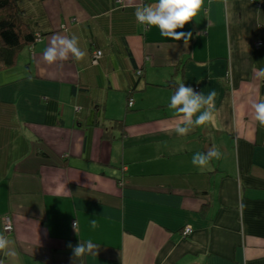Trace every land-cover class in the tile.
Wrapping results in <instances>:
<instances>
[{
	"label": "crops",
	"instance_id": "0c3cea01",
	"mask_svg": "<svg viewBox=\"0 0 264 264\" xmlns=\"http://www.w3.org/2000/svg\"><path fill=\"white\" fill-rule=\"evenodd\" d=\"M155 2L30 9L47 34L27 66L0 74V233L15 253L0 251L2 264H264V126L251 108L264 99L253 74L264 68V0H204L177 29L192 33L187 48L136 21ZM58 33L78 37L82 61L43 63ZM179 83L218 94L214 119L186 136L169 107ZM213 145L221 158L194 166ZM88 240L96 255L75 261L68 245Z\"/></svg>",
	"mask_w": 264,
	"mask_h": 264
},
{
	"label": "clouds",
	"instance_id": "9594fccd",
	"mask_svg": "<svg viewBox=\"0 0 264 264\" xmlns=\"http://www.w3.org/2000/svg\"><path fill=\"white\" fill-rule=\"evenodd\" d=\"M204 7V0H156L151 5H140L136 7L134 16L136 21L148 28H158L160 35L174 41H184V47L192 38L191 32L177 31L183 29L186 24L195 20ZM87 53L79 47L78 37H68L63 34H54L49 38L47 48L43 51L42 61L47 65L67 61H82ZM101 53L98 51L96 56ZM95 63V61H94ZM254 77L264 79V68H253ZM215 89H211L207 95L197 93L184 83H179L174 94L171 96L169 107L174 110L173 129L179 136L188 135L194 128L204 126L214 119L215 100L217 98ZM253 118L260 126H264V99L251 104ZM222 156L221 151L213 145L204 153H196L192 157L194 166L204 168ZM96 221L92 220L91 227H96ZM74 231L78 230V222L73 224ZM10 241L0 233V251H5L8 256H15L10 249ZM72 249L73 258L77 261L86 255H96L97 246L90 240L80 241L76 246L68 245ZM2 264V262H0Z\"/></svg>",
	"mask_w": 264,
	"mask_h": 264
},
{
	"label": "trees",
	"instance_id": "16d2710c",
	"mask_svg": "<svg viewBox=\"0 0 264 264\" xmlns=\"http://www.w3.org/2000/svg\"><path fill=\"white\" fill-rule=\"evenodd\" d=\"M44 1L0 0V74L16 72L22 65L27 66L30 62V50L46 36L47 33L41 28L43 14L34 16L30 12L31 8L42 11ZM57 105L56 102L47 101L54 120L57 119ZM116 123L126 127L123 120Z\"/></svg>",
	"mask_w": 264,
	"mask_h": 264
},
{
	"label": "built area",
	"instance_id": "2783aa9c",
	"mask_svg": "<svg viewBox=\"0 0 264 264\" xmlns=\"http://www.w3.org/2000/svg\"><path fill=\"white\" fill-rule=\"evenodd\" d=\"M144 1V0H143ZM120 3H123L124 0H119ZM257 47H261L262 46V43L259 42L256 44ZM98 52V51H97ZM94 53V61H95V64L98 62V60L102 57V52L99 51L101 53V55L99 57L96 56V53ZM93 61V62H94ZM134 105V100L133 99H129L128 101V106L129 107H132ZM3 229H4V232L5 234H11L13 231H14V223H13V220H12V217L10 215H6L3 217ZM192 233V228L191 227H188L185 231V234L186 235H189Z\"/></svg>",
	"mask_w": 264,
	"mask_h": 264
}]
</instances>
